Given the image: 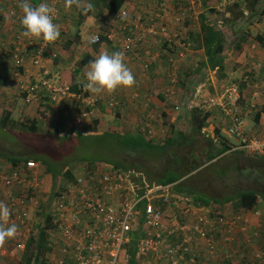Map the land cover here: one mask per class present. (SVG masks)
Masks as SVG:
<instances>
[{
  "label": "built area",
  "instance_id": "1",
  "mask_svg": "<svg viewBox=\"0 0 264 264\" xmlns=\"http://www.w3.org/2000/svg\"><path fill=\"white\" fill-rule=\"evenodd\" d=\"M231 1L222 0L218 9L226 12V5ZM183 2L189 3V7L177 10L172 15L176 25L174 29L168 22L171 11L174 12L169 0H161L159 7L156 5L158 11L152 21L148 20L147 15L134 12L132 6L128 5L120 14L128 19L134 12L136 20L134 28L128 29L127 23L122 27L124 31L129 30L123 33L121 40V51L124 53L139 47L148 37H161L167 42L181 43L182 48L170 52L168 58L170 72L167 78L171 85L178 82L180 63L191 52L188 50L192 49L191 41L186 34H180L179 29L189 16L187 9H192L189 0ZM114 36V33L110 35L111 38ZM28 40L29 43L17 44L13 48L17 67L23 66L26 54L32 48H36L33 62L41 64L45 44L38 45L36 38ZM99 41L98 34L90 39L92 44ZM252 74H244L205 100H186L181 107L186 110L199 104L205 110H223L224 115L218 121L217 128L236 140L232 149L264 156V83L256 82ZM241 81L255 88L249 108H253L252 112L258 110L262 126L259 133H251L246 129L240 104L245 98ZM31 85L26 87L29 95L34 94L36 89L35 85ZM69 92L67 85L57 86L52 96L58 100L68 96ZM171 94V90H166V96ZM27 100L30 101V96ZM96 101L93 98L88 102L95 104ZM115 102L112 99L111 105ZM181 107L176 106L177 109ZM204 130L214 142H218L215 129L214 133L208 132V128ZM40 168L41 164L33 159L15 167L8 165V169L0 166V201L7 203L11 210L8 223L18 226L15 237L6 240L4 247L0 248V257L16 259L17 264L33 230L31 211L38 210L36 208L43 204L41 195L45 192L41 189L43 170ZM95 168L78 176L68 189L52 196L46 209L52 216L50 252L57 264H127L128 249L134 240L137 242L136 257L141 264H150L149 260L154 264H164V261L167 264H196V250L201 246L206 247V252L212 256L218 255L223 248V251L230 250L228 255H237L240 252L234 245L239 241V236L251 238L248 236L251 225L243 221L241 216L197 205L191 194L176 191L174 183L162 184L150 180L144 171L134 167L123 170L98 162ZM134 177L139 178L137 182ZM254 214L261 217L262 213L256 209ZM255 231L253 234L258 236L259 229ZM252 259V264H264V249L257 251Z\"/></svg>",
  "mask_w": 264,
  "mask_h": 264
},
{
  "label": "trees",
  "instance_id": "2",
  "mask_svg": "<svg viewBox=\"0 0 264 264\" xmlns=\"http://www.w3.org/2000/svg\"><path fill=\"white\" fill-rule=\"evenodd\" d=\"M221 1L222 0H198L201 7L199 12H197L198 20L194 18L193 9H187V14H189V16L186 18V21L182 22L187 26L191 22H196L197 25L199 23L200 29L197 31H191L192 29L190 27L186 36L187 39L194 44L192 47L199 48L204 45L208 62H203L202 66L196 67L194 71H190V74L187 75L188 78L186 76H182L178 68V82L176 84L181 83L183 88L187 89L186 92L188 93L183 97V103L186 100L188 102L190 99H193L192 95L196 92V85L195 87L192 85L193 88H190L188 84L191 80H189V77H196L202 70H204L203 68H205V66H208L210 69L217 68L218 70H223V52L226 47L232 46L237 47L238 49L242 48L241 46L244 42L243 35L238 37L234 31L236 20L238 22H247L251 19L253 21H259L262 20V17L264 18V0H233L228 3L226 5V12H228V15L224 12V23L225 25L227 23L231 24L232 34L234 36V38H230L228 43L226 30L224 29L225 25L223 26L224 23L215 24L211 20V14H207V11L210 13L220 11L217 4H220ZM160 2L161 0L136 1V8L144 15H146L145 9H150L152 11V16L147 18L149 21H152L158 11V9H156V5L159 7ZM31 3L34 6L39 4L38 0H31ZM48 3L53 5L56 9V23L61 20V16L64 17L63 21L70 23L71 19L75 20L77 16L78 21L76 25L78 27L83 24L88 17H94V21L99 20L97 21V24L96 22L93 24H99L102 29L100 34L97 33L100 36V41L98 43H94L96 48H99L103 42H107L109 44L117 42V51H121L123 33L129 32V30L124 31L122 27L127 23L128 29L134 28V22L136 21L132 15L128 16V19L120 16L126 3L128 6H133L132 1L130 0H73L71 6H68L67 0H49ZM188 7L189 3L180 1L176 11H181L182 8ZM176 11L174 10V13ZM19 12L20 11L15 9L11 13V16L16 19H21L22 16ZM0 21H3V17L1 15ZM113 33L115 36L111 38L110 35ZM148 39H150V37H148ZM79 41H81L80 34L76 31L73 41L65 38L63 40V44L68 47L70 44L79 43ZM144 43L132 51L125 53V56L139 53L141 56L145 55L152 60L153 58L151 57V54L146 53V49H148V47L145 49L144 45L146 43ZM11 44L8 48L10 50H4L2 56L4 57L6 54L11 56L15 64L12 51L17 44L20 45L21 43ZM180 46L181 43L164 41V43H162L164 53H160L159 55L162 56V54H164L167 57L168 53L170 54V52L175 51L177 48L181 49L182 47ZM32 52L33 50L29 51L31 58L34 56L36 51ZM29 53L26 54V56H28ZM188 55L189 54H187V56ZM3 57H0V64L2 61L6 66V62L8 61ZM88 61L89 58H83L80 60V67L78 69L84 68ZM156 61L157 60L155 59V62ZM17 69L21 74L22 68L17 67ZM147 72H149V69H147ZM169 72L170 69L167 67V77ZM62 74L64 78L61 80V83H68L70 92L87 94V91L84 90L82 84H77L76 79H73L72 76L70 78V75H68L69 71H63ZM10 75L11 73L9 71H6V75L0 73V90L6 89L5 83H8L7 79ZM168 83L171 84L169 80ZM191 84L194 83L192 82ZM240 85L241 90L245 93L243 85L247 86L246 82L241 81ZM19 87L21 88V93L23 95L26 94V87ZM161 92H163L164 98H168V96L165 97L166 90ZM49 97H51V100H54L52 95ZM24 100L25 102H29L27 98H24ZM43 100L46 105L49 104V99L44 98ZM247 100H251V98L246 99L245 97L241 100V102ZM84 103V106H88V108L94 106L93 103H89L86 100H84ZM183 111V117L178 119L179 123L173 122L171 117L165 114L164 124L166 127L168 126L167 131L163 135L164 137H161V140H155L154 136L156 135L144 134L143 129L142 131L139 130L137 132L131 130H127L125 132H122L121 130H113L97 134H85L82 129H78L74 135H64L61 132L65 125V110H61L58 114V118L54 124V130L42 134L38 131V119L35 117L31 119L29 124H26L22 121L13 120L12 112L10 110H5L1 121L5 125H8L7 127L10 126L16 129L14 130L16 132L15 135H19L16 140L17 143L19 144L23 138L28 137L30 140L34 141L38 149L26 155L18 152L13 154L9 151L10 149L8 147H5V149L0 150V158L2 159L0 160V166L4 169H8V165L15 167L24 164L29 159L37 161L42 164L43 168L40 169L43 170V173L45 171V174L48 173L52 177L49 190L51 191L52 196L59 194V191L68 189L70 185L74 184L77 177L81 174L92 171L97 162L107 163L116 169L123 168V170H129L131 167H134L144 171L150 180L154 179L162 184L174 183L176 191L191 194L197 205H209L212 200H214L217 204L223 205L226 204V202L233 200L235 201V207H243L247 210H256L257 208L262 207L261 209L264 212L263 192L254 189H244L239 191L237 195L221 199L217 197L211 198L208 194L192 187V176L195 175L193 173L199 169H203L205 166H210V164H213L212 161L218 157L222 155L226 156L227 152L232 149V143L231 140L222 134L220 128L215 129L218 142H214L210 134L204 130L211 118V110H205L201 107V105L196 104L191 108L187 107L186 112L185 110ZM257 117L259 118V113H257ZM148 123L150 122L148 121ZM16 126L19 128H16ZM144 130L146 131L148 128H145ZM16 141L12 140L10 142L13 143ZM90 151H94V153L88 154ZM234 152L240 153L241 151L237 150ZM82 153H87L88 155L86 156ZM129 155H132L134 159L127 160ZM160 155L165 158V166L162 170L163 173H159L160 175L155 178L154 176H156L155 174L157 173L153 172L149 166L146 165V160L150 156L159 157ZM120 156H122L121 159L119 158ZM251 156H248L247 158L253 161L255 157ZM261 158L264 160V156H261ZM77 164H80L78 169ZM234 167H236V165ZM224 170H226V168ZM95 171H97L96 168ZM241 171L251 172V169L246 166L242 168ZM136 179L139 178L134 177L135 181ZM39 215L42 220H40L33 227L31 237L18 264H57L50 252L52 250V246L50 245L49 233L52 227V216L47 211H42ZM172 239L176 240L175 237ZM263 244L264 243H262V245ZM262 245L261 247H263ZM241 250L243 249L241 248ZM136 252L137 242L134 240L128 249L127 264H141L136 257Z\"/></svg>",
  "mask_w": 264,
  "mask_h": 264
},
{
  "label": "crops",
  "instance_id": "3",
  "mask_svg": "<svg viewBox=\"0 0 264 264\" xmlns=\"http://www.w3.org/2000/svg\"><path fill=\"white\" fill-rule=\"evenodd\" d=\"M130 1H132L133 6L135 7L134 8L132 6L131 9L134 12H139L136 8V1L141 2V0ZM21 2L22 0H0V15L3 17V21H0V52L1 50L3 51V49L5 48L3 43L7 41V37H13L16 33L13 25L10 24L9 16L15 9L20 11L19 13L21 16L23 15L22 9L20 7ZM38 2L40 3L42 1L38 0ZM125 6L123 8H125ZM145 10H149V14H147L148 17L152 16V11L150 9L146 8ZM134 12L131 13L132 16H134ZM93 18L94 17H88L87 20H85L84 23L79 26L80 29L77 28V32H79L81 39V41H79V43L81 42V49L83 46L82 42L86 39V35L84 34L88 33V31H83V28L86 27L87 24H89L91 21L96 22L97 24V21H93ZM60 19L61 20L57 21V24L60 27L61 35L57 41L48 43L43 41L42 38H36L35 40V42H38V45L44 43L46 47L44 49V55L41 59V64L36 65L31 59L29 53V55L25 57V62L21 67V71L23 74L20 76L18 73L13 72V74H11L10 78L8 79L9 81L15 80L16 82H19L20 80L21 87H27L29 84L35 85L36 89L34 94L29 95V93L27 92L23 95V98H27L28 96H30V103H36L40 108L45 109L46 113L49 115L46 118L48 119L49 124H52L50 122V117H54L53 130L54 124L61 110H65L66 113L65 125L61 132L64 135H74L78 129H82L83 133L85 134L101 133L100 130L104 129L105 122L108 126V129L105 130L106 132L113 130H121V124L131 126L133 122L143 129L145 128L144 125L146 123V120L148 119L154 118L156 121L160 119L165 121V114L171 117V120L173 122H175L176 118L179 119L183 117L182 114L180 116V109H177L176 107L174 109L170 104L172 103L171 100L175 101L176 94H180V99H183L185 94H188L186 92L187 89H184L181 83L171 85L168 83L167 80L165 82L163 78L164 74L162 73L161 69L162 66L159 65L160 63L158 65L156 64L158 63V61H160L159 59L155 64L151 65V70H149L150 73H142V76H139V78H143L140 82L139 80H135V84H137L136 86L134 84L132 87H121L112 92H109L107 90L102 91L100 93H91L87 91V94L70 92V94L65 98L51 100V97L49 96L53 95V90L57 86H68V83H61V80L64 78L62 74L63 71H69L68 75H70V78L72 76L73 79H76L77 84L84 85L87 82L86 72L88 71L87 65L89 61L97 57L101 51L113 52L118 50L117 42H113L111 44L103 42L101 43L99 48H95L94 44H90L85 47L87 50L85 51L86 55L83 57V50L79 54L78 46H76L75 43H73L70 48L69 46H64L63 40L65 38L61 37H63L64 34L68 32L70 26L68 25L69 22L63 21V16H61ZM168 22L171 27L176 28L171 17L168 18ZM239 23L240 22L236 20V26L234 31L236 33V36L238 37L243 35L244 42L241 46L242 48L238 49L237 47H233V49H228L226 47L225 51L223 52V70H218L217 68L210 69L208 68V66H205V68H203L204 70H202L196 77H189V80H192H190V82L188 83L190 88H193L196 85L195 90L197 91L199 86H204L205 91L203 93L201 92V97H208L207 95H211L217 92V88L219 86L223 87L228 83L233 82L234 80L237 81L238 78L240 79L246 73L252 72L253 78L256 79V81L264 83V18L262 17V20L259 21H253L251 19V27H249V29L248 27H246L240 32H238L240 30V27H238ZM96 28H94L95 31ZM95 31L94 34H97L95 33ZM22 32L23 29L19 34V39L17 38V35L15 36V39H17V41L13 40V44L29 43L28 38L24 37L22 35ZM87 38L90 43L91 36H88ZM160 39L161 37H150V39L145 42L146 44L144 43L145 49L149 47L150 50H152L155 54L164 53V49L162 48V43ZM93 49H96L97 52H95V50L93 51ZM204 49L205 47L203 45V47L197 48L193 53L194 55L199 54L200 58L197 59L195 63H193V68L190 69V71H194L196 67L202 66L203 62L208 63ZM32 50L34 52L36 48H32L31 51ZM131 55H129V57L125 56V63L131 69L132 72L139 74L142 62L138 61L139 59L137 55ZM133 55L137 56L138 62L136 61V58L133 57ZM83 58H89V61L84 66V68L78 69L80 67L79 61ZM6 67L7 65L5 66V64H3V62L1 61L0 73H2L3 75H6V71H9L6 70ZM181 67H183V65H181ZM44 73L46 74L44 75ZM189 74L190 72H188L187 75ZM181 75L187 77V75H183V72H181ZM192 82L194 84H191ZM243 88L244 90H246L249 87L243 85ZM163 90H171L172 94L168 98L166 97V99L163 96V92H161ZM252 90L253 89L248 90V93L252 94ZM44 98L49 99V104L46 105L43 100ZM93 98L98 99L97 103H95L94 106H91L90 108H88V106H84V100L89 101ZM112 99H115L116 101L114 105H111ZM141 101H143L142 104ZM251 102L252 100L241 102V108L244 113L246 129L251 131V133H259L262 129V126L260 124V118L257 117L258 110L252 112L253 108H249ZM137 103H140L141 109H139L138 107H134ZM9 109L11 110V108ZM210 112L211 118L208 122V126L210 128V131L213 132L214 129L217 128L218 121L224 115V111L219 108H213ZM127 116H134L137 120L130 121L128 120ZM80 117L81 119H79ZM141 117L142 123L140 124L139 121ZM108 118H113V121L111 123L108 122ZM49 127L50 128L48 129V131H51V126L49 125ZM84 129H89L90 131H84ZM222 134L225 135L229 140H231V143L233 145L236 144L235 139L227 136L223 131ZM44 179H46L44 190L48 191L51 186L52 177L50 174L46 173ZM212 208H217L229 215L241 213L243 217L242 220L248 222L251 225V229L249 230L248 234V236H250L251 238L249 239L244 235L239 236V242L237 241L234 245H237L238 250L240 252L237 255H228L230 253V250L223 251V248L222 252H219L218 255L212 256L209 253H205L206 247L201 246L198 249L196 255V264H243L246 259L251 260L252 264V258L255 253V250L258 248L259 243H261L262 240L264 241V234L255 236L253 233L255 230L258 229L260 231L261 229L264 230V220L262 221V219H260L259 221V218L254 214L255 210H247L243 207H235L232 202L223 205L218 204ZM260 208L262 207H259V209ZM254 241L257 243L253 244ZM1 247H4V243L0 244V248ZM241 248L243 249L242 252ZM241 253H243V255H240ZM0 259H2V257H0ZM241 259L244 261H241Z\"/></svg>",
  "mask_w": 264,
  "mask_h": 264
},
{
  "label": "rangeland",
  "instance_id": "4",
  "mask_svg": "<svg viewBox=\"0 0 264 264\" xmlns=\"http://www.w3.org/2000/svg\"><path fill=\"white\" fill-rule=\"evenodd\" d=\"M180 1H183V0H169V5L173 8V10L176 11V8L179 5ZM189 1L191 3L192 9L194 11V18L196 20H198L197 12H199V10L201 9L200 4L198 3V0H189ZM173 5H174V7H173ZM217 5H219V4H217ZM145 12H146V15L149 14V10H145ZM173 14H174V12L171 11V13H170L171 18H172ZM207 14L208 15L211 14V20L215 24H222L225 21L224 12L221 10L218 12H215V13H210L209 11H207ZM9 19H10V24L13 25L16 33L13 37H7L8 38L7 41L5 43H3L4 47H5L3 49V51L9 48V45L12 43L13 40L17 41V39H15L16 35H17L18 39L20 38L19 34L22 30V29H20V28H22L21 22H20L21 19H16V18L12 17L11 14L9 16ZM75 20H76V22H75ZM75 20L71 19V23L70 22L68 23V25L70 26L68 29V32H66L64 34V36L61 38H69L73 41L75 34H76V31H77V28H79L76 25V23L78 21L77 16H76ZM93 21H94V19H93ZM97 21H99V20H97ZM93 24H94V22L91 21L89 24H87L86 27L83 28V31H88V33L84 34V35H86V39L83 41L84 43L82 42V44H83L82 49L80 46L81 42L75 43L76 46H78L79 54L83 50V52H82L83 57L86 55L85 51L87 49L85 47L92 44V43H89L87 37L93 36L94 31H95L94 28H96V27L97 28H96L95 33L100 34L101 30H102L101 26L99 24L98 25H96V24L93 25ZM224 25H225V23L223 24V26ZM238 25H239L238 27H240V30L238 32L242 31L246 27H248V29H249V27H251V20H248L247 22L241 21ZM190 27L192 29L191 31H197L198 29H200L199 23L197 25L196 22L195 23L191 22L188 26L184 25L182 23L180 25V28L178 27L181 31L180 34H186ZM171 29H174V28L171 27ZM224 29L226 30V37H227V39H228L227 41L229 43L230 38H234V37H232L233 34H232L231 24L227 23L224 26ZM10 30H11V28H10ZM160 40H161V43H164V40L162 38ZM71 46H72V44H70L69 48ZM192 46H194V44H192ZM95 48H96V46H95ZM227 48L233 49L232 46H227ZM196 49H197V47H192V49H189L188 51H191V52L188 53L189 55L186 56L185 59L180 63L179 70H180V72H183V75H187L188 72H190V69L193 68V63H195V61L200 58L199 54H195L196 56L193 54ZM94 50H95V52H97L96 49H93V51ZM234 50H235V48H234ZM3 51L1 50L0 57H3L2 56ZM146 53L151 54V57L153 59L150 60L147 56H141L139 53L135 54L138 56V59H139L138 61L142 62L141 69L139 70L140 73L137 74L135 72H132L134 77H135V80H139V82H140L143 78H139V76H142V73L148 74L147 69L151 70V68H150L151 65L155 64L157 62V61L155 62V59L156 60L159 59L160 61L156 64L158 65L160 63L159 65L162 66L161 69H162V73L164 74L163 78L166 82L169 53H168L167 57L164 54H162V56H160L159 55L160 53H157V54L153 53V51L150 50L149 47H148V49H146ZM137 56L133 55V57L136 58V61H137ZM194 57H195V59H194ZM3 58H5L8 61V62H6L7 70H9L11 72V74H13V72H16L19 75H21L19 73L17 67L15 66L11 56H8L6 54V56H4ZM142 60H144V61H142ZM133 61H135V60H133ZM181 65H183V67H181ZM149 73H150V71H149ZM9 78H10V76L8 77V79ZM254 80L256 81V79H254ZM256 82H260V81H256ZM18 83H19V85H18ZM25 83H26V81H25ZM136 85L137 84H135V86ZM19 86H20V80H19V82H16L15 80H11V81L8 80V83L7 82L5 83L6 89L0 90V150H3V149H5V147H8L10 149L9 151L12 152L13 154H15V152H18V153H22V154L27 155V154L32 153L35 150H37L38 149L37 145L34 143V141L30 140L28 137L23 138L19 144L17 143L16 140L19 137V135H15L16 132L14 130H16V129H14L10 126L7 127L8 125H5L1 121L2 115L4 114V111L10 110L9 108H11L10 111L12 112V119L15 121H22L26 124H29L31 119H33L35 117L36 119H38V125H37L38 131H39V133H42V134H44L48 131V129L50 128L49 125L51 126V131L53 130L54 117L53 116L50 117L51 118L50 122L52 124H49L48 119H46L49 116L46 113V110L40 108L38 106V104H36V103L25 102V100L23 98V94L21 93V88ZM220 87L221 86H219L217 89L220 90L222 88V87L221 88ZM251 89L255 90V88L254 87L252 88L251 86L245 90L246 99H249V97L251 98V94L248 93V90H251ZM204 91H205L204 86L203 85L199 86L198 91H196L192 95V98L195 99V101H197V102H198V100H205L207 97H204V96L201 97V95ZM213 94H216V92ZM211 95H207V96L209 97ZM165 97H166V95H165ZM171 101H172V103L170 105L174 109H175L176 105H179L181 107L183 104V99H180V94L179 95L176 94L175 101H173V100H171ZM142 102L143 101H141V104H142ZM134 107H138L139 109H141L140 103H137ZM179 111H180V116H181V114H183V112H184L182 107L180 108ZM185 112H186V110H185ZM127 118L130 121L131 120H133V121L137 120L136 117H134V116H127ZM79 119H81V117ZM153 119L154 118L146 120V123L144 126H145V128H148V130L145 131L144 130L145 128H143V133L144 134H155L156 136H154L155 137L154 139L155 140H161V137H164L163 135L166 133L168 126L167 127L165 126L164 120L160 119V120L156 121L155 119L154 120ZM112 121H113V118H108V122L111 123ZM148 121L150 123H148ZM175 122L176 123L178 122L177 118L175 119ZM139 123L140 124L142 123V117H141ZM17 126H16V128H19ZM107 127L108 126L105 122L104 129L100 130V132L101 133L105 132V130L108 129ZM207 127H208L207 131L209 132L210 128L208 125H207ZM88 130L89 129H86V130L84 129V131H88ZM127 130L137 132L139 130L142 131V128H140V126L136 125L134 122H133V124H131V126L121 124V131L125 132ZM86 134H89V133H86ZM12 140L13 141L15 140L16 142H13V143L10 142ZM232 146H233V144H232ZM234 151H237V150L231 149L230 151L227 152L226 156L222 155V156L218 157L217 159L213 160L212 161L213 164H210V166H205L203 169H199V170L195 171L193 173L195 175L192 176V187L194 189H199V191H202V192L208 194L211 198L217 197V198H221V199H225V198L232 196V195L233 196L237 195L239 191L244 190V189H254V190H257V191L264 193V160L261 158V156L252 155L255 158L253 161H251L250 159L247 158L248 156H251V154H248V153L241 151V150H238V151H241L240 153L234 152ZM92 153H94V151L88 152V154H92ZM82 154H84L86 156L88 155L87 153H82ZM121 157L122 156H120L119 158L121 159ZM133 159H134V157L132 155H129L127 157V160H133ZM0 160H2V159L0 158ZM77 165H78L77 166V169H78L80 164H77ZM146 165H148L149 168L153 172L157 173V174H155L156 176H154L156 178L157 176L160 175L159 173H161V174L163 173L162 170H163V167L165 166V158H163L161 155L159 157L150 156L146 160ZM235 165H236V167H234ZM246 166H247V168L251 169V172H242L241 171V169L246 167ZM41 167L43 168L42 164H41ZM232 167H234V168H232ZM225 168H226V170H224ZM44 176H45V171H44L43 175L41 174V178H42L41 189H42V192H46V193L41 195V200L43 201L42 206L40 208H36L38 210H32L31 211V219L33 222V227L40 220H42L39 213L42 211H46V209L49 207L50 199L52 198L51 191H49L50 189L48 190L49 192L44 190L45 184H46V181H45L46 179H44ZM229 202H232L233 204H235V201H233V200H230ZM229 202H226V203H229ZM209 205L215 206L218 204L215 203L214 200H212L209 203ZM262 212L263 211L261 210V213ZM238 215L241 216V218L243 219L241 213H238ZM257 217L259 218V221H260V219H262V221H263L264 220V212H263V214H261V217H259V216H257ZM255 232H257V231H255ZM258 232H259V235L264 234V230H262V229H261V231L259 230ZM256 243L257 242H253V244H256ZM262 243H264V241L259 243L258 248L255 250V253L264 248V244L262 245ZM261 245L263 247H261ZM240 255H243V253H241ZM240 258H245V257H240ZM250 258H251V256H250ZM16 261H17L16 259H13L11 257L2 258V259H0V264H17ZM241 261H244V260L241 259ZM149 262H150V264H154L152 262V260H149ZM163 263L167 264V263H165V261ZM157 264H160V262H158ZM243 264H251V260L246 259V261H244Z\"/></svg>",
  "mask_w": 264,
  "mask_h": 264
},
{
  "label": "clouds",
  "instance_id": "5",
  "mask_svg": "<svg viewBox=\"0 0 264 264\" xmlns=\"http://www.w3.org/2000/svg\"><path fill=\"white\" fill-rule=\"evenodd\" d=\"M72 2L73 0H67L68 6H71ZM20 7L23 12L20 22L24 37L42 38L48 43L60 38V27L55 21L56 9L48 3V0H42L35 6L31 0H22ZM87 68V82L83 85L85 91L100 93L107 90L112 92L121 87H132L135 84V77L125 63L123 51H101L97 57L89 61ZM10 215L11 210L7 203L0 201V244L14 238L17 234L18 226L8 223Z\"/></svg>",
  "mask_w": 264,
  "mask_h": 264
}]
</instances>
